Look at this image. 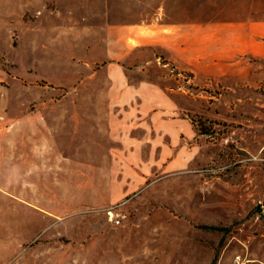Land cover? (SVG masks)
<instances>
[{"label": "rangeland", "instance_id": "374dc122", "mask_svg": "<svg viewBox=\"0 0 264 264\" xmlns=\"http://www.w3.org/2000/svg\"><path fill=\"white\" fill-rule=\"evenodd\" d=\"M252 8L264 0H0V264H264V58L199 86L124 30ZM113 61L129 84L173 88L201 131L176 160L127 144L122 124L93 137L92 106L123 87Z\"/></svg>", "mask_w": 264, "mask_h": 264}, {"label": "crops", "instance_id": "0c3cea01", "mask_svg": "<svg viewBox=\"0 0 264 264\" xmlns=\"http://www.w3.org/2000/svg\"><path fill=\"white\" fill-rule=\"evenodd\" d=\"M256 10L252 8L240 19L198 22L194 17L190 19L188 13L187 20H150L139 27L125 25V34L129 33L125 40L131 39L130 51L138 45H159L169 62L192 72L189 81L199 86L224 88L228 86L226 82L231 74L236 75L246 65L256 62L255 59L264 58V15ZM151 61L146 60L137 66L144 68ZM109 64V70L113 71L108 73L110 79L123 87L108 91L107 105L92 106L93 137L101 135V132L113 137L116 124H122L127 144L150 143L152 153L160 145L166 159L170 154L177 155L171 156L172 160L179 158L181 138H193L196 142L201 131L192 119L180 114L181 106L169 92L173 88L167 89L157 83V78L151 77H141L139 83L129 84L131 79L125 67L115 61ZM181 89L179 86L177 90ZM198 90L189 95L196 98L200 95ZM83 107L81 105L76 111L79 115L75 118L79 122L84 119ZM35 117L30 113L27 119ZM100 120L108 122L102 126ZM135 127L139 128V135H132ZM32 138L28 137V143ZM20 143L18 138L15 144Z\"/></svg>", "mask_w": 264, "mask_h": 264}, {"label": "trees", "instance_id": "16d2710c", "mask_svg": "<svg viewBox=\"0 0 264 264\" xmlns=\"http://www.w3.org/2000/svg\"><path fill=\"white\" fill-rule=\"evenodd\" d=\"M210 227H216V226H214V225H209ZM215 261V258H214V260H213V262Z\"/></svg>", "mask_w": 264, "mask_h": 264}, {"label": "built area", "instance_id": "2783aa9c", "mask_svg": "<svg viewBox=\"0 0 264 264\" xmlns=\"http://www.w3.org/2000/svg\"><path fill=\"white\" fill-rule=\"evenodd\" d=\"M117 222H120V218H117Z\"/></svg>", "mask_w": 264, "mask_h": 264}]
</instances>
